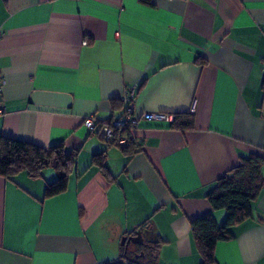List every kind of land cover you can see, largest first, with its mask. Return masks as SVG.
Returning a JSON list of instances; mask_svg holds the SVG:
<instances>
[{"label": "crops", "instance_id": "0c3cea01", "mask_svg": "<svg viewBox=\"0 0 264 264\" xmlns=\"http://www.w3.org/2000/svg\"><path fill=\"white\" fill-rule=\"evenodd\" d=\"M0 31V136L77 152L51 197L52 168L0 176V264L119 260L146 218L156 264H199L190 221L212 211L206 193L241 156L264 153V0H0ZM130 85L135 115L167 117L141 119L127 155L82 120L117 115ZM181 112L192 129L171 127ZM103 151L113 181L92 165ZM252 209L216 244L218 264H264V187Z\"/></svg>", "mask_w": 264, "mask_h": 264}, {"label": "trees", "instance_id": "16d2710c", "mask_svg": "<svg viewBox=\"0 0 264 264\" xmlns=\"http://www.w3.org/2000/svg\"><path fill=\"white\" fill-rule=\"evenodd\" d=\"M139 2L151 5V0H139ZM195 61L197 64L206 62L202 56L197 57ZM139 87L140 85L136 86L134 99ZM261 88L264 90V76L261 81ZM120 105L121 111L109 120L122 112V104L115 100L112 101L114 110ZM170 124L172 128L178 130L192 129L194 117L188 112L176 113ZM139 144L136 139L127 146H121V148L127 155H131L136 152ZM76 156L77 152L66 149L63 142L43 147L24 140L0 136V176L12 178L19 172H25L32 178H38L43 175L45 169L52 168L55 172V179L46 183L44 197L54 196L67 189ZM92 165L96 166L108 181L115 179L108 171L105 151L93 155ZM263 187L264 153H250L247 156H241L235 166L215 181L213 187L205 195L212 211L190 221L191 236L200 254L199 264H218L214 254L216 244L219 241L232 239L234 237L233 226L252 217V204ZM217 210L225 212L221 222L217 221L214 216L213 211ZM149 221L150 218H146L124 236L125 240L119 246V260H109L99 264H156V254L160 241H145L142 236V230ZM138 233L141 234L143 242L141 244L135 243L136 249L131 251L130 242L126 243V240Z\"/></svg>", "mask_w": 264, "mask_h": 264}, {"label": "built area", "instance_id": "2783aa9c", "mask_svg": "<svg viewBox=\"0 0 264 264\" xmlns=\"http://www.w3.org/2000/svg\"><path fill=\"white\" fill-rule=\"evenodd\" d=\"M1 36V31H0ZM86 43V42H84ZM3 83V78L0 74V91ZM136 93V85H130L125 88V92L120 99L122 104V112L120 115L113 117L106 122H98L92 115L86 116L82 120L83 126L91 133L99 134L103 140L116 143L120 146H127L137 139L134 132L139 125L141 119L144 120H165L167 115L163 112L148 113L144 112L140 116L134 114V96ZM195 109L193 102L190 111ZM4 112V108L0 102V113Z\"/></svg>", "mask_w": 264, "mask_h": 264}, {"label": "water", "instance_id": "95a60500", "mask_svg": "<svg viewBox=\"0 0 264 264\" xmlns=\"http://www.w3.org/2000/svg\"><path fill=\"white\" fill-rule=\"evenodd\" d=\"M124 240H125V237L122 238V243ZM129 241H132V242H135L138 244H141L143 242L142 236L140 233H138L136 236H132V237L127 238L126 243H128Z\"/></svg>", "mask_w": 264, "mask_h": 264}, {"label": "rangeland", "instance_id": "374dc122", "mask_svg": "<svg viewBox=\"0 0 264 264\" xmlns=\"http://www.w3.org/2000/svg\"><path fill=\"white\" fill-rule=\"evenodd\" d=\"M50 172H51V169H50V168L46 169V170L44 171L45 176H48V174H49Z\"/></svg>", "mask_w": 264, "mask_h": 264}]
</instances>
